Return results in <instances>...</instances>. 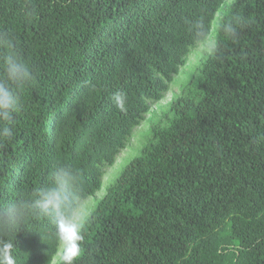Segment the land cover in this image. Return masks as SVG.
I'll use <instances>...</instances> for the list:
<instances>
[{"label": "trees", "instance_id": "16d2710c", "mask_svg": "<svg viewBox=\"0 0 264 264\" xmlns=\"http://www.w3.org/2000/svg\"><path fill=\"white\" fill-rule=\"evenodd\" d=\"M21 2L0 0V27L37 82L0 143V204L67 164L81 176L77 211L97 203L76 264H264V0H33L32 21L11 15ZM236 12L251 20L236 41L213 34L218 13ZM188 18L209 25L217 51H197ZM53 232L31 220L17 264H57Z\"/></svg>", "mask_w": 264, "mask_h": 264}, {"label": "clouds", "instance_id": "9594fccd", "mask_svg": "<svg viewBox=\"0 0 264 264\" xmlns=\"http://www.w3.org/2000/svg\"><path fill=\"white\" fill-rule=\"evenodd\" d=\"M11 15L32 21L37 16V8L33 0H22L13 4ZM185 23L195 45L202 46L208 54L218 50L219 42L205 21L188 18ZM250 23L249 17L236 12L230 19L222 17L216 27L225 39L236 41ZM36 82V69L24 57L15 31L0 27V143L13 138L14 116L23 107L25 92ZM127 99L121 92L112 96L121 112L126 111ZM80 185L79 171L71 165L58 163L51 168L49 183L0 204V264H17L14 254L16 236L37 218H45L53 226L57 264H76L81 258L85 222L82 214L76 215L82 199Z\"/></svg>", "mask_w": 264, "mask_h": 264}, {"label": "rangeland", "instance_id": "374dc122", "mask_svg": "<svg viewBox=\"0 0 264 264\" xmlns=\"http://www.w3.org/2000/svg\"><path fill=\"white\" fill-rule=\"evenodd\" d=\"M219 14L220 13H218V15H217V17H216V19H215V21H214V23H213V34H215V32H216V30H217V22L219 21ZM197 51L198 52H201V53H203V50H202V46H199V48H197ZM197 60H198V57H196L195 55H192L190 58H189V65H188V67H190V66H193L196 62H197ZM188 69H185V71H187ZM182 80L180 81V84L182 83V81L184 80V78H185V74H183L182 73V75H181V77H180ZM179 78V79H180ZM180 84L178 83V84H176V85H174L173 86V92H177L178 91V88H179V86H180ZM171 94H169V96L162 102V104H166V103H168L169 101H170V99H171ZM157 107V106H156ZM155 107V108H156ZM147 122H144V123H142L143 125H141L139 128H138V131L137 132H135V133H137V135H136V137L133 139V143L134 144H136L137 143V141H138V139H139V137H138V134H139V132H143V131H145L146 129H147V127H148V125L146 124ZM127 154H126V152H124L122 155H121V158H125V156H126ZM121 163L122 162H119L118 164H116V167L114 168H112L107 174H106V177L104 178V183H103V190H102V192H100L99 194H103V192L105 191V187L108 185V177L110 178L111 177V171L112 170H115V173H116V176L117 175H119L120 173H121V170H119L118 168H119V166H121ZM98 194V195H99ZM97 204V203H96ZM95 204V198H89L88 200H86V201H84V202H81V205H80V209L76 212V215H84L83 213L85 212V214H87L89 211H91L92 210V208L96 205Z\"/></svg>", "mask_w": 264, "mask_h": 264}]
</instances>
